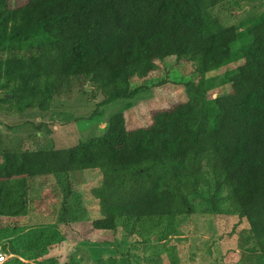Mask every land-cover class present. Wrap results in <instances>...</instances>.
Listing matches in <instances>:
<instances>
[{
	"label": "trees",
	"instance_id": "1",
	"mask_svg": "<svg viewBox=\"0 0 264 264\" xmlns=\"http://www.w3.org/2000/svg\"><path fill=\"white\" fill-rule=\"evenodd\" d=\"M231 1L0 0L5 112H47L54 98L81 91L75 85L83 81L103 96L97 116L104 105L165 83L149 80L158 62L188 63L194 75L185 82V100L154 112L147 127L128 129L119 112L101 136L71 147L6 152L0 143L3 254L34 253L62 241L55 229L20 222L34 180L52 176L61 192L55 227L121 229L140 246L146 221L164 220L161 235L175 237L172 220L196 214L199 200L216 224L222 258L232 252L236 264H264V11L244 28L205 23L211 9ZM225 86L227 92L208 97ZM88 170L100 173L90 190L96 219L71 178ZM167 256L169 264L179 263L172 247ZM134 257L127 247L92 264H134Z\"/></svg>",
	"mask_w": 264,
	"mask_h": 264
},
{
	"label": "rangeland",
	"instance_id": "2",
	"mask_svg": "<svg viewBox=\"0 0 264 264\" xmlns=\"http://www.w3.org/2000/svg\"><path fill=\"white\" fill-rule=\"evenodd\" d=\"M264 11V0H232L228 4L211 9L205 23L214 22L216 29L223 25H236L244 28L253 16ZM157 70L150 75V82L164 81L146 92H141L131 100H116L99 108L100 115L93 116L103 96L93 92L94 87L83 81L76 82L81 91L74 90L70 96L53 99V106L47 112L30 110L24 113H10L0 110V143L3 151L13 152L18 148L36 147L42 149H60L74 146L79 139L88 140L103 134L104 125L109 118L123 112L128 129L147 127L151 115L167 110L186 97L185 82L194 77L192 66L181 62L175 64L171 59L157 63ZM229 66L228 68H232ZM213 72V75L223 73ZM222 87L208 94V97L227 92ZM98 111V110H97ZM98 113V112H97ZM71 177L78 197L84 202L91 219L99 217L98 202L90 190L100 180L99 170H88ZM52 176L34 180L30 195L27 217L20 222L27 228L40 226L47 231L55 229L62 241L52 246L19 256L5 254L4 264H92L98 259L118 256L119 251L129 248L134 254V264H169L167 248L172 247L179 258L177 264H236V256L229 252L222 258L224 249L217 241L218 230L212 215L203 211V205L196 200V214L182 216L172 220L177 236L166 239L160 232L165 230L164 220L146 221L141 229L143 243L133 245L137 237H123V231L116 233L93 231L89 223H78L71 227H55L61 192ZM77 187V188H76ZM1 223H6L4 220ZM26 231V230H25ZM7 240L0 242L1 246ZM139 252V254H137ZM3 253V252H2ZM225 253V252H224Z\"/></svg>",
	"mask_w": 264,
	"mask_h": 264
},
{
	"label": "built area",
	"instance_id": "3",
	"mask_svg": "<svg viewBox=\"0 0 264 264\" xmlns=\"http://www.w3.org/2000/svg\"><path fill=\"white\" fill-rule=\"evenodd\" d=\"M7 256L0 252V264H4L6 262Z\"/></svg>",
	"mask_w": 264,
	"mask_h": 264
}]
</instances>
